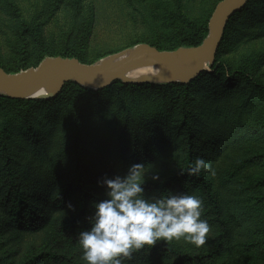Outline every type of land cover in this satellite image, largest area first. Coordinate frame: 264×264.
Masks as SVG:
<instances>
[{
  "label": "rangeland",
  "instance_id": "1",
  "mask_svg": "<svg viewBox=\"0 0 264 264\" xmlns=\"http://www.w3.org/2000/svg\"><path fill=\"white\" fill-rule=\"evenodd\" d=\"M216 1L62 0L57 6L45 5L47 8L34 15L35 0H0V8L7 5L10 11L6 16L0 13V66L9 72L20 71L35 66L45 57H68L75 53L84 62H97L117 58L139 42L172 49L177 37L208 19ZM19 29H24V37L10 35ZM12 38L26 42L24 55L20 56L16 48L10 51L5 46ZM217 58L228 67L244 64L248 73L264 83V0L250 1L230 19ZM22 62L24 67L19 68ZM204 69L209 70V65ZM159 72L158 65L143 64L125 75L129 81H144L157 79ZM137 90L120 86L80 96L69 93L61 98V105L50 116L40 114L35 120L31 117L36 113H11L16 117H12L7 131V151L22 162L27 160L30 169L42 167L72 134L75 108L88 132L98 128L102 137L110 135L100 146L93 141L96 145L88 155L99 172L96 174L89 168V204L92 205L96 201L93 195L105 194L107 190L98 181L105 176L119 175L114 172L118 164L112 146L119 124L128 118L123 108L131 106ZM187 92L190 125L194 137L199 138L195 160L203 158L211 165L215 175L201 171L223 206L219 221L212 224L207 221L210 225L207 238L232 235L222 245L226 253L224 264H264L263 227L254 232L247 228L253 222L264 224V96L250 89L245 80L229 82L208 74L193 81ZM146 93L154 95L152 91ZM171 95L156 96L157 103L150 108L154 115L150 117L159 119L157 122L151 126L144 120L145 126L151 129L148 132L153 142L141 144L138 140L137 157L129 156L128 169L134 163H142L150 170L146 179L179 166L184 131L177 124L179 112ZM4 111L7 110L0 108V117ZM29 130L33 135L25 139L23 136ZM88 137V133H79V138L87 140ZM184 181L189 188L187 195L198 196L200 190L193 178L187 177ZM151 192L146 191V198ZM34 212L37 215L34 223L20 226L0 210V264H77L84 260L78 239L81 231L60 230L62 211H54L49 202L40 200ZM94 212L95 208L90 216ZM171 242L184 249L196 248L183 238L165 243ZM157 251L151 264H164L166 254L159 253L161 248Z\"/></svg>",
  "mask_w": 264,
  "mask_h": 264
},
{
  "label": "trees",
  "instance_id": "2",
  "mask_svg": "<svg viewBox=\"0 0 264 264\" xmlns=\"http://www.w3.org/2000/svg\"><path fill=\"white\" fill-rule=\"evenodd\" d=\"M250 1L252 0H247L239 10L228 17L214 55V60L209 64V70H200L195 77L186 82L177 80H135L124 82L116 78L102 87L91 89L83 87L79 83L69 79L62 83L56 94L49 97L19 98L0 93V108L3 107L7 110L0 117V210H3L8 215V219L22 226L24 223L31 224L30 222L35 220L37 215L34 212V208L37 202L40 200L47 201L54 211H62V215H59L61 216L60 230L73 233L77 230L79 232L90 229L91 223L88 217L92 214L94 206L93 204H89L91 187L88 172L89 168L94 169L96 174H99V172L93 165L95 164L93 159L88 155L96 145V143L93 144V141L99 143L100 146L102 141L109 138L110 135L102 137V134L98 132V128L92 132H88L86 130L87 127L81 122L82 119L78 115L79 112L73 108L72 123L74 127L68 141L54 151L48 163L42 167L30 169L26 165L28 164L27 160L22 162V160H19L20 158L12 156L7 151L5 140L7 131L11 125L12 117H16L10 114L19 113L26 115L31 113L33 115V113H36L35 116L31 117V119L35 120L40 114L50 116L61 105L59 101L66 94L70 93L73 96H80L85 93L92 94L98 92L106 87L116 89L123 86L138 89L137 91L139 92L134 94L131 108H123L128 118L127 121L122 120L116 130L115 142L114 146H112L116 152L118 164L114 170L115 175L124 176L127 173V165L131 162L129 161V156L137 157L138 140H141V144L153 142V136L148 132L151 129L145 126L144 120L147 119V122L151 126L153 122H157L156 120L159 119L150 117L154 115V112H151L150 108L156 105V96L162 93L172 94L171 96L175 99L179 112L177 124L184 131L183 145L179 153V166L174 171L165 174L160 173L158 180H153L152 178L145 179L142 185L145 190V196L146 191H152L149 197L153 195L167 197L172 194V191L175 194L187 195L189 188L185 184L184 178H193V182L198 185L200 190L197 197L201 198L203 205L200 219L208 221L211 224L213 221H219L223 206L218 203L217 198L214 196L209 179L203 176L202 171L199 175H188L186 172L190 166L194 165L195 157L197 156L196 147L199 142V138L194 137L193 128L189 121L190 106L186 102L187 91L193 81L203 74H208L212 77L221 76L223 80H228L229 82L245 80L248 82L250 89H256L264 96V83L248 73L244 64L239 63L234 67H228L222 59L217 58L230 19L237 12L243 10ZM59 2H62V0H35L34 6L36 8H34V15L37 11L42 10V8H47L46 6H49V4L57 6ZM0 13L4 16L8 15L10 13L9 6H2ZM31 18L33 19V16ZM206 19L201 24L196 25L195 28L177 37L175 45L170 48L173 49L177 46H189L199 43L207 30ZM15 33L24 37L25 31L24 29H19L11 32L10 35H14ZM150 45L162 49L153 43H150ZM5 46L10 51L16 48L19 52L18 54L22 56L26 52L27 44L26 42H18L16 38H12ZM67 56L76 57L78 61L84 62L76 53L68 54ZM0 67L8 71L3 66ZM22 67H24L23 62L19 68ZM147 91L154 92V95H148ZM11 103L14 105L12 108H9ZM73 103L74 99L71 98V107H73ZM84 132L89 134L87 140L79 138V133ZM30 134L33 135L30 132L28 135L25 133L23 137L27 139ZM181 170H185V172L181 174ZM93 196L97 202L107 198L106 192L105 194ZM242 217L243 215L239 218ZM239 220H236L235 224H238ZM247 228L253 232L261 228V231H264V224L253 222L251 227ZM231 237V234H219L215 238H207L206 243L202 247H196L193 250L184 249L176 243L160 241L155 246L150 247L146 245L143 249L134 252L132 258L124 260L123 264H151L153 255L158 252V248L162 250L159 252L160 254H166V258L163 259L165 260L164 264H224L223 260L226 253L222 245L224 241ZM256 238L260 239V241L262 240L260 235H257ZM77 264H88V262L82 260Z\"/></svg>",
  "mask_w": 264,
  "mask_h": 264
},
{
  "label": "clouds",
  "instance_id": "3",
  "mask_svg": "<svg viewBox=\"0 0 264 264\" xmlns=\"http://www.w3.org/2000/svg\"><path fill=\"white\" fill-rule=\"evenodd\" d=\"M201 170L215 175L211 165L199 157L186 172L199 175ZM149 171L144 164L134 163L123 177L105 176L98 181L106 185L107 198L93 201L95 212L88 217L91 228L78 234L88 264H123L134 252L146 245L155 246L160 240L183 238L196 247L206 243L210 225L200 219L201 198L185 194L146 198L142 185ZM151 178L158 180L159 176Z\"/></svg>",
  "mask_w": 264,
  "mask_h": 264
},
{
  "label": "water",
  "instance_id": "4",
  "mask_svg": "<svg viewBox=\"0 0 264 264\" xmlns=\"http://www.w3.org/2000/svg\"><path fill=\"white\" fill-rule=\"evenodd\" d=\"M246 1L217 0L208 16L206 33L195 45L158 49L139 42L114 59L80 62L76 57L52 56L20 71L9 72L0 67V93L19 98L49 97L56 94L62 83L69 79L84 87L99 88L116 78L129 81L125 74L143 64H155L160 69L157 79L147 80L186 82L213 62L228 17ZM46 84L47 93L38 94Z\"/></svg>",
  "mask_w": 264,
  "mask_h": 264
},
{
  "label": "bare ground",
  "instance_id": "5",
  "mask_svg": "<svg viewBox=\"0 0 264 264\" xmlns=\"http://www.w3.org/2000/svg\"><path fill=\"white\" fill-rule=\"evenodd\" d=\"M48 91V85H44L40 88V90L38 91V94H46Z\"/></svg>",
  "mask_w": 264,
  "mask_h": 264
}]
</instances>
